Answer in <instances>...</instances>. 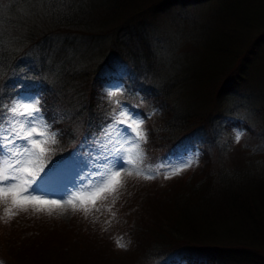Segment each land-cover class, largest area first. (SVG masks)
<instances>
[{"label": "trees", "instance_id": "obj_1", "mask_svg": "<svg viewBox=\"0 0 264 264\" xmlns=\"http://www.w3.org/2000/svg\"><path fill=\"white\" fill-rule=\"evenodd\" d=\"M134 1L100 0L122 18L115 26L122 25L123 34L108 49L99 50L96 25L101 24L88 15L93 6L89 0H0V8L6 9L0 10V86L11 94L13 85L22 82L25 89L42 95L48 115L56 118L54 127L61 131L56 149L66 147L70 153L86 144L91 132L105 129L116 100L148 122L147 146L157 149L155 159L185 146L192 132L211 131L208 123L220 116L233 122H226V130L237 127L244 133L243 145L261 153L264 16L257 13L256 5L262 0H156L148 7L155 4L157 16L137 10ZM242 23L256 30L258 37L239 54L235 65L233 39L240 33L236 35L238 30L231 25L243 27ZM225 26L229 27L221 29ZM221 40L227 45L218 55L216 42ZM128 61L132 64L125 66ZM25 75L29 78L21 81ZM124 78L128 94L110 103L105 85ZM154 119L157 123L152 126ZM197 144L201 160L212 166L199 170V178L168 198L178 213L167 217L174 219L167 225L172 236L137 240L135 247L144 253L141 264H154L159 257L157 264H177L163 255L177 248L171 258H184L182 247L192 250L195 244L203 247L202 254L209 253L210 264L217 258L232 264H264V155L241 153L235 133L212 148L201 141ZM238 154L246 161L233 169L227 159H237ZM236 172L240 180L235 179V189L229 187L232 192L227 194L223 184ZM219 211L230 215L226 226L220 225ZM6 233H0L4 248L0 264L12 259L13 264H42L33 256L17 261L24 246ZM73 260L74 264L84 261L79 256Z\"/></svg>", "mask_w": 264, "mask_h": 264}, {"label": "rangeland", "instance_id": "obj_2", "mask_svg": "<svg viewBox=\"0 0 264 264\" xmlns=\"http://www.w3.org/2000/svg\"><path fill=\"white\" fill-rule=\"evenodd\" d=\"M89 1L93 4V6L90 7L91 9H88V15L91 17L90 19L92 22L98 21L101 24V26L96 25L97 30L100 33V38L98 39L100 41L98 44L100 46L99 50L101 47L103 49H108L110 42L119 40L123 34L122 25L115 26L122 18L115 15L114 8L110 10L108 8L109 6L105 5V2L114 3V0H104L105 2L96 0L98 2L96 5H94L95 0ZM155 1L156 0H135L133 3L137 10H143L144 13L151 12L157 16L158 13L154 10L155 4L148 7L150 3ZM256 7L257 13L264 16V0L257 4ZM0 10L5 12L6 9L4 7L0 8ZM131 12V10L127 11L125 15ZM125 15L123 16L125 17ZM226 23L229 24L227 21ZM113 26H115V29H113ZM242 26L243 27L231 25V27L237 28L238 32L236 35L240 33L238 39H233L235 42L232 48H234L233 51L237 54V56L232 58L233 60L236 59L235 65L238 62L239 54L244 53L249 45L253 43L252 41L258 37L257 31L249 29L247 27L248 24L242 23ZM227 27L229 26H225L221 29L225 30ZM166 34L167 33L164 32V35ZM222 40L221 42H216L219 45V47L215 48L218 55L220 54V50H223L222 48L227 45L225 42H222ZM204 44L211 46V44L207 42ZM112 47H115V44ZM228 50L230 51V49ZM131 64L132 63L128 61V63H125V66ZM121 80L118 81L116 85L107 86L106 84L105 88L107 91H119L122 93L121 96H123V93H126L125 86L126 83H128V80L126 78H124L123 81ZM216 83L217 81L211 85ZM260 84L264 85V77L261 78ZM0 95H7V91L1 86ZM50 95V99L55 101L58 105V99L56 96H54V94ZM116 98H112V100L115 101ZM144 121V126L148 129L149 124L145 119ZM202 121L205 123L211 122L207 120ZM226 122L233 123L231 118H223L222 116L215 117L212 123H208L211 131L207 130L202 134H197L196 131L192 132L193 137L190 138L192 140L185 146L179 147L171 154H161L156 159L155 152H157V149L153 148V150H151L152 148L148 147L147 144L143 145L146 154V165L154 166L161 163L168 164L169 162H171L172 165H177L180 160L185 157H192L193 154H198L197 164L200 165L198 166L195 164L183 171L180 175L173 176L171 179L163 178V170H161V175L156 176L155 179L151 180L138 178L134 174L132 176L124 175L123 187L119 189V199L116 200L114 205H111L112 197H109L107 201L103 202L104 204L112 206V211L116 213L115 218H112L111 214L103 208L101 212L93 211L87 217H85V214L82 211L73 212L71 208H67L64 211L55 209L52 211L51 215H49L47 211L35 212L30 208L26 212H18L16 216L9 219L4 214V205L0 204V233L3 230L5 232L6 230V235L20 239V242L24 246V250L22 252L18 250L19 258L17 261H28V256H33L39 258L37 261H42V264H74L73 258L79 256L84 259V261H81L82 264H141V260L144 258V253L143 251H138L135 247L137 240L155 239L156 237L157 239H161V235L172 236L167 231V225L168 223L170 224L174 222V219H170L169 221L167 217H173L178 213L175 208V203L168 198H171L176 193H181L184 185H188L189 182L199 178V170H206L212 166V164L208 163V160L206 162H204V159L201 160V147L200 144L197 143L201 141L206 148L210 146L212 148L216 146L219 141L223 143L232 137L235 130H237V127L235 130H226L224 128ZM156 123L157 121L154 119L152 126ZM252 137H254V135H252ZM243 140L244 134L239 143L235 142L236 148L239 147L241 153L250 154L257 158L264 155V146H261L263 150L260 153L253 148L250 149L244 146ZM259 144H262V142ZM107 148H111V144L108 143L107 137L104 135V130L101 132L94 131L91 132L89 141L72 154L79 156L81 160H89L90 153L94 158L97 154L105 151ZM69 153L70 151L68 148L58 147L51 155L49 163L62 156H66ZM212 158L216 157L214 156ZM245 161L246 158L243 154H238L237 159L232 157L227 159L228 164L233 169L237 164L239 167L242 166ZM87 171L88 169L85 168L84 172L87 173ZM236 174V177L231 176L230 178H226L228 184H223L224 187L228 188L227 194L230 191L229 187L235 189L236 181L240 180V172H236ZM242 174L244 175L243 171ZM48 198L51 199L54 197ZM218 215H220L222 219L220 225L226 226V221L228 220L225 218L230 219V215L226 212L221 213V211H219ZM106 220H111V224H106ZM213 225L218 224L214 221ZM118 238H122L123 243L127 245L126 248L117 247L115 241ZM209 241L211 240L208 239L204 242L207 243ZM173 243L175 242H171L170 244ZM193 246L192 250H190V248H185V246L182 247V251L184 250V253L187 254L184 258H181V256L179 258H171L177 248L170 250V252H166L163 257H169V261H177V264H206V262L210 264L211 260L209 259V253L208 256H206L201 253L203 249L202 246L199 247L198 244ZM3 250L2 242H0L1 255L3 254ZM209 252H211V254L215 253L211 250H209ZM81 255H86L87 258ZM88 257L92 260L88 259ZM158 259H160V257L153 260L154 264L158 263ZM216 261V263H213L232 264L231 262L228 263L218 258ZM13 262V259L7 260V264H13ZM146 264H150V261H146ZM170 264H173V262Z\"/></svg>", "mask_w": 264, "mask_h": 264}, {"label": "snow or ice", "instance_id": "obj_3", "mask_svg": "<svg viewBox=\"0 0 264 264\" xmlns=\"http://www.w3.org/2000/svg\"><path fill=\"white\" fill-rule=\"evenodd\" d=\"M119 95V91L106 92L110 103ZM42 101V95L25 89L22 82L13 85L11 94L0 95V204L9 219L30 208L49 215L55 209L71 208L85 217L103 208L115 218L111 205L119 199L124 175L151 180L163 170V178L171 179L198 163V154H193L177 165H146L143 145L148 142V129L144 118L120 100L108 113L110 122L104 129L111 148L94 158L90 153L89 160L70 153L49 163L61 131L54 127L56 118L48 115ZM243 134L235 130L236 143ZM109 197L111 205L104 204ZM105 223L111 224V220ZM115 243L127 247L122 238Z\"/></svg>", "mask_w": 264, "mask_h": 264}]
</instances>
